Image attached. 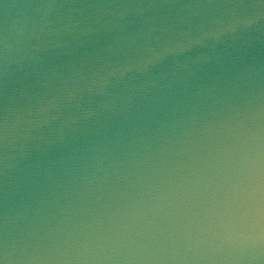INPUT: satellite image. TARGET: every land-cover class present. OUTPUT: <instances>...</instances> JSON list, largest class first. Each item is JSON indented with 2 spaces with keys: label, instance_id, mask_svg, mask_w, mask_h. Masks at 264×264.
<instances>
[{
  "label": "water",
  "instance_id": "obj_1",
  "mask_svg": "<svg viewBox=\"0 0 264 264\" xmlns=\"http://www.w3.org/2000/svg\"><path fill=\"white\" fill-rule=\"evenodd\" d=\"M0 264H264V0H0Z\"/></svg>",
  "mask_w": 264,
  "mask_h": 264
}]
</instances>
